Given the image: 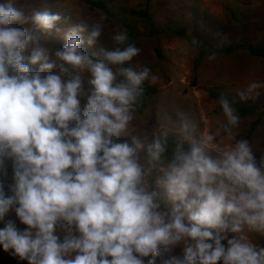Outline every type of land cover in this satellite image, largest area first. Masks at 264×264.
Returning a JSON list of instances; mask_svg holds the SVG:
<instances>
[{
    "label": "clouds",
    "instance_id": "clouds-1",
    "mask_svg": "<svg viewBox=\"0 0 264 264\" xmlns=\"http://www.w3.org/2000/svg\"><path fill=\"white\" fill-rule=\"evenodd\" d=\"M18 5L0 0V250L18 264H264L249 235H264V154L236 138L229 100L214 132L181 115L165 161L166 131L147 142L130 129L156 77L125 67L141 51L127 32L89 53L102 22L65 29Z\"/></svg>",
    "mask_w": 264,
    "mask_h": 264
},
{
    "label": "rangeland",
    "instance_id": "rangeland-1",
    "mask_svg": "<svg viewBox=\"0 0 264 264\" xmlns=\"http://www.w3.org/2000/svg\"><path fill=\"white\" fill-rule=\"evenodd\" d=\"M86 0H57L51 4L45 0H19L26 11L44 8L62 16L60 27L68 28L78 23L102 22V35L97 45L89 47L85 41V51L91 53L98 47L114 48L112 39L119 31H126L125 24L137 33L133 41L140 53L127 66L138 69L148 67L155 82L144 84L156 88L157 92L148 98V105L142 111L134 112L130 129L134 134L147 138V142L167 132V137L179 138L181 115L188 116L198 124L199 131H217L226 123L219 101L212 94L223 93L245 105H257L253 116L240 119L234 129L236 138H245L252 144L257 159L264 154V89L255 101H241L239 92L244 91L252 81L264 82V61L242 53L232 56L204 55L196 62L199 51L182 36L164 32L185 28L192 40L220 45L239 40L264 46V0H150L152 26L135 17L123 20L120 9H140L145 0H103L118 20L107 18L99 9L91 7ZM42 6V7H41ZM44 7V8H43ZM71 15V16H70ZM123 21V22H122ZM44 45L61 49L63 40L59 36H43ZM258 125L249 134L250 124ZM249 134V136H248ZM218 143H228L221 132ZM2 226V225H0ZM250 239L258 247H264V235L251 233ZM0 264H18L14 257L0 254Z\"/></svg>",
    "mask_w": 264,
    "mask_h": 264
},
{
    "label": "trees",
    "instance_id": "trees-1",
    "mask_svg": "<svg viewBox=\"0 0 264 264\" xmlns=\"http://www.w3.org/2000/svg\"><path fill=\"white\" fill-rule=\"evenodd\" d=\"M42 1V0H38ZM51 4V2H56L57 0H45ZM91 7L99 9L103 12L107 18H113L118 20V18L115 16L114 13H111L109 9L106 6V3L103 0H86ZM150 0L144 1V7L140 9H124L123 7L120 9L121 14H125L123 16V20L127 18L134 19L135 17L140 18L145 21L148 25L152 26L154 24V19L150 15ZM42 7V6H41ZM44 8V7H43ZM38 9H40L38 7ZM45 9V8H44ZM71 16V15H70ZM123 22V21H122ZM127 29V34L129 36V43H133L135 39L137 38V33L134 32V29L131 28L128 24L123 25ZM164 32L169 34H174L178 36H182L185 39L189 40L195 48L199 51L198 57L196 62L199 63L201 61V58L204 55H221V56H232L236 55V53H244L248 55L251 58H256L258 60L264 61V46H258L254 45L249 42H241L239 40H231L230 42L222 43L220 45H213L209 43H203L199 42L197 40H192L186 33L185 28L181 29H172L170 27H167ZM41 42L44 43L43 38H41ZM50 44L47 43L46 46H49ZM126 65V64H125ZM143 94L139 97L138 103L136 105L137 111H142L145 109L149 103L148 98H151L154 96L157 92L156 88L150 87L149 85L143 84ZM212 97L216 100H220L222 97L229 100V102L233 105V107L236 108L238 115L241 118L253 116L260 107L257 105H245L241 103L239 100L225 95L223 93L218 94H212ZM258 125V121H254L250 124L249 127V134L255 129V127ZM248 134V136H249ZM177 140L173 137H167V144L168 148L164 154L165 161H168L171 159L172 150L175 147ZM187 147V145H185ZM0 254L2 256L11 257L8 253H5L4 251L0 250ZM22 264H27V262H22Z\"/></svg>",
    "mask_w": 264,
    "mask_h": 264
}]
</instances>
